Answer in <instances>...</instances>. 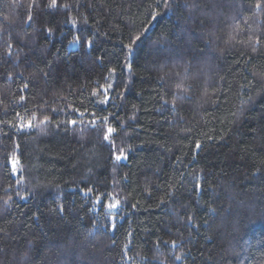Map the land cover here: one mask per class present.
Returning a JSON list of instances; mask_svg holds the SVG:
<instances>
[{
	"label": "trees",
	"instance_id": "trees-1",
	"mask_svg": "<svg viewBox=\"0 0 264 264\" xmlns=\"http://www.w3.org/2000/svg\"><path fill=\"white\" fill-rule=\"evenodd\" d=\"M48 3L0 0V264H264V0Z\"/></svg>",
	"mask_w": 264,
	"mask_h": 264
},
{
	"label": "snow or ice",
	"instance_id": "snow-or-ice-1",
	"mask_svg": "<svg viewBox=\"0 0 264 264\" xmlns=\"http://www.w3.org/2000/svg\"><path fill=\"white\" fill-rule=\"evenodd\" d=\"M170 2H171V0H164V4H165V7H166V8L170 6ZM32 6H33L32 4L29 5V12H28V14H27V21H29V22H30V21L32 20V18H33V17H32V12H31V8H32ZM47 6H48L49 8H51V9H55V8H57V6H58V4H57V0H49V3H48ZM186 6H187V7H199V5L195 3V0H193V4H192V5H186ZM60 7H63V8H69L70 5H68V4H62V5H60ZM256 8H257V9L261 8V4H260V3H257V4H256ZM158 15H160V13H159L158 11H153V12L151 13V19L154 20ZM84 22L87 23V20H85ZM72 23H73V26H75L76 21H75L74 18H73V20H72ZM49 33H51V29H49ZM140 39H141V36L138 35V34H134V35H132V36L129 37L130 42H129L128 45H126V47L129 49L130 52H131V50H132V45H134V44H135L137 41H139ZM78 43H80V37H79V36L75 37V38L73 39V41H71V44H73V45L78 44ZM85 43H86V45H87L88 47H91V46H92V41H90V40H89V41H85ZM256 43H259V40H257ZM11 48H12V45H11V44H8V49H11ZM252 50H253V52H255V51H256V48L253 46V49H252ZM7 54H8L9 56L12 55L11 51H9ZM128 68H129V70H131V65H128ZM114 73H115V69H111V70H110V75H112V74H114ZM9 79H11V76H9ZM105 79H109V77H105ZM112 86H113L112 83H109L106 87L103 86V85H101L100 87H101V89H102V92L94 91V92H93V96L103 95L104 98H103L102 100H100L99 102L102 103V104H106V103H108V101H109V99H110V97L108 96V90L111 89ZM24 87L27 88V87H28V84H25ZM180 91H182V92H186L187 89L181 88ZM24 99H25V98H24L23 96L20 97V100H21V101H23ZM173 106H175V105H173ZM74 111H76V112L78 113V115L81 116V117H83V116L85 115V113H84V112H80L79 109H75ZM17 115H18V117H19V119H20V121H21V123H20V128H21V129H23V128H25V127H27V128L30 129V128L34 127V126H35V127H40V125H46V124L49 122V118H48L47 116H44L43 119L40 120L39 124L34 125V124H33V121H35V120L37 119L35 113H33V114L31 115V118H30V119H27V120H25V118H24L23 116H20L19 113H18ZM92 116L95 117V113H92ZM103 120H104L105 122H107L108 117H106V116L103 117ZM68 123H69L70 125H76V124L78 123V121H77L76 119H71V120L68 121ZM91 124H92L93 127L96 126V125H95V119H93V120L91 121ZM41 131H44V128H41ZM114 132H115V129H114V128H112V127H107L106 132H105V134H104V140H105V141H108V142L112 145V154H113V156H114V158H115L116 161H120V160H122V159H127V157H126V155H125V153H124V149L121 147V148H119V150H117L116 145H115V142H114L113 140L110 139L111 134L114 133ZM196 148H197V149L200 148V144H199V143L196 144ZM10 163H11V165H12V173H13V174H16V172H17V166L20 164V160H19V158L15 155V153H13L12 156L10 157ZM197 188H200V185H199V184H197ZM92 191H93V190H92L91 188L87 189V190L85 191V195H89L90 193H92ZM18 194H19V193H18ZM9 199H11V197H9ZM95 203H96L97 205L101 204V196H100L99 194H98L97 197H96V201H95ZM120 203H121L120 200L115 199V198L113 197L111 202L104 204V207L107 208V209L109 210V212H111L112 210H116V209H118L119 206H120ZM5 204H7V201H5ZM60 211L62 212L63 209L61 208ZM112 219L114 220L115 218L112 217ZM189 222H191V218H189ZM115 227H116V225H115V223H113V224L111 225L112 230H115ZM172 246H173V247L176 246V245H175V242H173V245H172ZM175 259H176V260H181L182 257H181V256H176Z\"/></svg>",
	"mask_w": 264,
	"mask_h": 264
},
{
	"label": "rangeland",
	"instance_id": "rangeland-1",
	"mask_svg": "<svg viewBox=\"0 0 264 264\" xmlns=\"http://www.w3.org/2000/svg\"><path fill=\"white\" fill-rule=\"evenodd\" d=\"M75 45H76V44H75ZM75 45L72 44V46H75Z\"/></svg>",
	"mask_w": 264,
	"mask_h": 264
}]
</instances>
